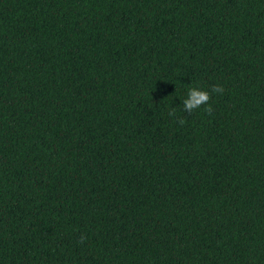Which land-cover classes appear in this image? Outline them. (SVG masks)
Listing matches in <instances>:
<instances>
[{
	"label": "trees",
	"instance_id": "16d2710c",
	"mask_svg": "<svg viewBox=\"0 0 264 264\" xmlns=\"http://www.w3.org/2000/svg\"><path fill=\"white\" fill-rule=\"evenodd\" d=\"M0 264H264V0H0Z\"/></svg>",
	"mask_w": 264,
	"mask_h": 264
},
{
	"label": "clouds",
	"instance_id": "9594fccd",
	"mask_svg": "<svg viewBox=\"0 0 264 264\" xmlns=\"http://www.w3.org/2000/svg\"><path fill=\"white\" fill-rule=\"evenodd\" d=\"M213 93H222L224 91L223 87L220 85H214L211 89ZM188 97L184 99L183 108L184 111L191 114L194 110L200 108L202 105L208 103L211 99V94L208 90L199 88V87H190L188 90ZM211 106L205 108V111L211 113ZM169 115H174V111L170 112ZM185 121L180 120V123L183 124ZM84 237L81 238L83 241Z\"/></svg>",
	"mask_w": 264,
	"mask_h": 264
}]
</instances>
